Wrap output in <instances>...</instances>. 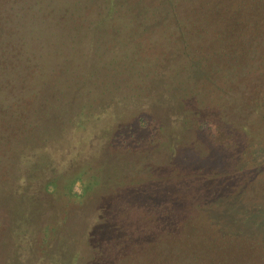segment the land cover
I'll use <instances>...</instances> for the list:
<instances>
[{
  "label": "trees",
  "instance_id": "16d2710c",
  "mask_svg": "<svg viewBox=\"0 0 264 264\" xmlns=\"http://www.w3.org/2000/svg\"><path fill=\"white\" fill-rule=\"evenodd\" d=\"M96 1L0 0V226L9 236L7 245L36 232L47 248L74 245L76 232L60 228L63 221L41 222L46 198L72 197L82 179L46 181L47 143L66 124L80 128L111 104L125 105L140 119L156 117L155 122L175 125L170 133L177 134V145L188 144L180 136L194 139L192 131L205 128L211 117L250 139L262 135L255 129L264 125V28L247 37L237 29L243 22L223 0H141L147 13L173 17L180 27L219 28L215 41L224 50L200 54L185 33L176 40L158 27V20L125 44L117 36L70 33L74 28L65 34L72 20L101 25L96 15L90 21L83 14L92 13ZM99 1L110 13L117 0ZM128 197L125 206H110L109 214L85 209L81 217L73 216L74 229L101 252L93 264H264L263 223L247 211L219 202L206 205L203 199L199 206L184 200L178 208L163 200L156 205L161 196L151 192L136 196L143 201L131 192ZM119 226L128 236L121 249L108 237ZM54 264H59L56 259Z\"/></svg>",
  "mask_w": 264,
  "mask_h": 264
},
{
  "label": "rangeland",
  "instance_id": "374dc122",
  "mask_svg": "<svg viewBox=\"0 0 264 264\" xmlns=\"http://www.w3.org/2000/svg\"><path fill=\"white\" fill-rule=\"evenodd\" d=\"M81 1L84 3L87 0ZM223 1L232 8L236 20L243 22L237 29H241L247 37L254 36L264 28V0ZM101 4L97 0L92 13L90 10L82 11L90 21L96 15V20H101V25L93 28L82 20H72L68 22L64 33L69 34L67 30L74 28V33H70L80 36H117L118 39L125 38L126 40H121L125 44L151 29L154 20H158V27L176 40H182L181 34L185 33L190 47L200 54L210 53L212 56V51L224 50L215 41L219 28L210 27L204 31L180 27L173 17L161 15L156 18L147 13L141 0H117L110 13ZM82 8L85 9L84 4ZM55 28L60 33V29ZM121 42L116 45H122ZM243 44L242 42L241 45ZM219 60L222 61L221 58ZM42 98L45 99L44 96ZM157 112L165 115L161 109ZM138 116L117 102L82 127L66 124L62 131L50 137L47 143L49 156L46 162L43 161L48 165L45 169L46 181L58 180L61 176L70 179L75 175L82 176V179L73 186L72 197L61 198L53 194L46 198V203L43 204L46 211L41 222L49 224L51 217H55L54 220L58 223L63 221L60 228L76 232L75 243L69 250H61L57 245L47 248L43 244L42 234L36 232L23 240V237L11 239L15 248L7 245L9 236L3 231L4 227L0 226V264H7V259L11 264H17L18 261L22 264H54L55 259L59 264H93L101 257V252L92 245L90 237L86 239L74 229L76 221L73 216L77 214L81 217L85 209H99L100 214L102 211L103 215L109 214L110 206L115 208L116 204L126 205L124 202L129 200L130 192L133 199L138 201L145 198L136 196L147 197L150 192L160 194L161 198L156 200L161 201H154L156 205L164 202L166 206L177 208L180 200L192 204L199 203L201 199L208 200L206 205L219 202L220 206L238 209L239 212L247 211L246 215L262 221L263 225L259 230H263L264 125L257 126L256 129V125H253L252 130L258 129L263 137L255 134V138L250 139L243 131L217 123L211 117L210 124L205 128H195V132L192 131L195 140L188 134H183L179 141L188 144L177 145V134L170 133L175 125L155 122L156 117L143 116L140 119ZM196 144L200 150H196ZM88 185L95 186H91L85 195L84 189ZM169 190L175 194L167 193ZM201 194L205 197L200 198ZM203 200L199 204H205L206 201ZM194 207L191 208L196 214ZM120 218L125 217L121 215ZM66 231L62 230L63 235L68 238ZM134 235L139 236L140 233L136 232ZM108 237L119 249L124 242H128V236L122 233V226H119V231L114 236Z\"/></svg>",
  "mask_w": 264,
  "mask_h": 264
}]
</instances>
